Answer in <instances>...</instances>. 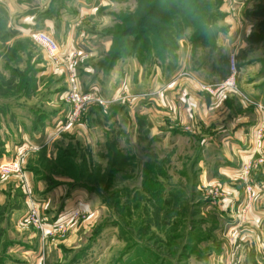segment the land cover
<instances>
[{"label": "rangeland", "instance_id": "374dc122", "mask_svg": "<svg viewBox=\"0 0 264 264\" xmlns=\"http://www.w3.org/2000/svg\"><path fill=\"white\" fill-rule=\"evenodd\" d=\"M194 4L200 9L192 17ZM203 23L214 31L200 33L194 24ZM32 31L50 33L66 57V43L62 46L60 40L71 37L78 49L74 63L53 62L32 40ZM195 31L201 35L196 40ZM259 40L264 41V0H0V165L19 161L18 171L0 169V264H264L262 152L240 167L233 152V162H222L220 146L205 145L194 131L178 124L171 131L163 129L169 125L163 112L154 137L146 116L140 130H132L134 112L126 98L115 102L124 113L120 121L114 111L103 128L84 131L75 124L91 104L72 121L67 100V73L74 66L84 90L114 93L121 84L118 95L139 93L143 99L153 89L164 91L165 83H176L180 74L192 75L186 68L179 70L182 43L191 44L193 52L199 47L206 52L225 42L231 58L235 49L243 55L245 43ZM256 49L257 58L264 55V45ZM198 60L192 57L193 65ZM236 67L238 71L237 58ZM229 68L225 79L231 64ZM112 70L114 76L103 77ZM237 71L235 87L220 89H242ZM60 90L66 114L48 139L51 149L44 143L26 146L30 141L23 135L29 127L20 130L19 124L30 126L34 119L43 123L50 116L40 110L32 114L26 107L37 103L50 108L46 102ZM90 109V119L98 120V105ZM263 130L264 124L258 137ZM220 164L235 167L234 177L220 175ZM51 177L86 191L83 197L89 193L93 202L89 208H99L76 238L71 223L59 220L65 195L56 194L54 201L36 186L41 180L47 189L55 187ZM41 198L50 199L43 211L53 232L44 231L47 225L42 228L40 218L11 222L15 209L22 208L29 217L37 206L34 199ZM90 213L84 210L78 217L85 220Z\"/></svg>", "mask_w": 264, "mask_h": 264}, {"label": "crops", "instance_id": "0c3cea01", "mask_svg": "<svg viewBox=\"0 0 264 264\" xmlns=\"http://www.w3.org/2000/svg\"><path fill=\"white\" fill-rule=\"evenodd\" d=\"M232 30V32H234L235 28H232ZM67 38L68 39L66 41L63 40V37L60 40V42L63 44L62 46H65L66 43V47H63V52L69 54L68 57L63 55L62 64L64 63L65 66L66 62H64V60L70 61L72 63V55L78 51V49L73 45L72 38ZM261 44L264 45L263 40H259V42L256 44L254 43V45L245 43L246 51H243V55H240L238 50H234L236 53L233 55L236 56L237 62L239 64L237 71L239 72L238 83L242 86V89L236 87L234 89L227 88L211 92L209 88H207L208 85H214L219 83V81L224 80L230 73L229 53H231V50L225 48V42L221 44L218 42V47H216L215 50L206 52H201L199 50L200 47L193 52L191 44L187 43L184 45L182 43L184 48L187 46V50L184 52L183 48L182 53L179 55V70L181 73V71L186 68L187 70L191 71L192 75L187 76L180 74L176 83L173 84L172 82L169 85H167L168 83H165L167 87L164 85L165 89L161 93L156 92L158 89H153L147 92V94L141 95L142 97L148 95L146 98L148 102L151 103L149 105L144 104V100L146 98H139V93L131 94L129 92L126 93V96L118 95L122 88L121 84L114 93L102 91L100 95L102 99L108 102L107 105L105 106L102 103H93L89 106L91 108L92 105H98L99 111L102 113L101 117L98 120L93 118L90 119V116L92 117V110L88 107L89 110L87 108V111L83 114L80 122L75 125L77 127L79 126V128L83 129L84 131H88L89 129L90 131L94 130L96 126L103 128L105 124L108 123L107 120H109V116L107 115L113 114L114 111L116 122L120 121L123 118L124 113L120 112V106H116L115 102L118 103L120 98L125 101L126 98L129 102H131L130 105L132 106L134 112L131 121L133 126L132 130H140V121L142 118H144V116H146V120L149 123L147 128H151L152 136L154 137L158 129L157 126H159V112H163L162 119L164 120L165 124H169L163 129L172 130L173 127L178 124L179 127L184 130H188L190 132L194 131L196 135H201L205 145L220 146V151H222L224 155V159H221L222 162H229L230 164V161L233 162L234 156H237V159H240L238 161V167H240L239 165H241L242 162L249 163L254 154H261V152L264 154V130L262 137H258L257 135V131L264 124V111L262 112V108L258 107L259 105L264 106V55H261L258 58L254 55L257 50L256 46ZM219 48H223L221 52ZM251 48L254 49L252 50ZM192 57L202 60H198L193 65ZM61 70L63 71L64 69ZM75 71L77 72L76 69ZM113 74L114 70H112L110 74L106 73L102 75L106 78L110 75L112 76ZM137 78L141 79L140 76ZM169 82L171 81L169 80ZM62 92L63 90L52 93V97L46 102L50 108L44 106L47 110L37 103L26 107L27 110L35 112L32 114H38L36 113L38 112L37 110H40L43 114H50V116H47L48 118L45 119V122L43 123H38L34 119L30 121V126L24 122L19 124V127H21L20 130H22V128L27 129V127H29L30 134L25 132L23 135L24 139L30 141L29 143L25 142L26 146H35L36 144V146L39 147L41 143H44L43 145L47 146V150L51 149V143L53 144V141L49 142L48 139L52 138L51 136L57 130L58 125L64 120V115L66 114L62 109V104L64 102L61 101L62 98H64V93ZM128 95H134V97L130 99L128 98ZM109 105L110 108L107 109ZM134 106L136 107L135 109ZM159 106L164 107L163 111L158 109ZM140 108L142 110H140ZM124 111L127 113V108H125ZM13 136L17 137V134L15 133ZM10 141L12 142V140ZM227 147H232V151H230V148L226 150ZM104 150L107 151L106 143L104 144ZM8 158L5 160H10ZM228 165L220 164V167L217 170L219 171L220 175L234 177L236 168ZM67 183L69 182H62L55 187H49L47 189V185L39 180L36 183V186L40 189V191H44V193L47 192L48 198L54 199V201V196L56 194H60L61 196L65 195L63 197V202L60 201L61 205H63V208H61L59 217H62V219L59 220H66L67 223H71L70 229L73 234L75 233V236H73L76 238V236L78 237V234H81L82 226H87L93 222L94 217H97L100 211L98 206L89 208L93 203L92 200H88L90 195L89 193H87L86 197L84 198L83 195L86 191H78L76 187L67 185ZM50 199H47V201ZM31 200L33 201V198ZM44 200L45 199L37 201L34 199V202H37V206L42 210L39 212V218L42 221V228L45 223L47 226H45L44 231L53 232L51 227L52 225H48L46 222L49 216L43 211L45 209L44 206H49L50 202ZM86 200L90 202H87ZM84 210L87 212L90 211L91 213L87 217H84L86 218L85 220H82L79 218V215L83 213ZM76 212L79 214L76 215ZM28 215V212L23 213L22 208H17L11 214V222L14 225L23 224V222H26V220L29 219ZM75 217L77 218L74 219ZM18 248L19 247H15V250ZM50 248L51 247L47 248L48 251L46 256L48 257L51 255ZM63 248L61 246L62 251Z\"/></svg>", "mask_w": 264, "mask_h": 264}, {"label": "built area", "instance_id": "2783aa9c", "mask_svg": "<svg viewBox=\"0 0 264 264\" xmlns=\"http://www.w3.org/2000/svg\"><path fill=\"white\" fill-rule=\"evenodd\" d=\"M32 40L40 45L48 54L49 58L55 62L57 65H62L63 61V53L62 48L59 42L48 32L46 31H32L30 34ZM236 56L231 55L230 64H231V74L225 79L223 82L216 85H208L207 88L211 92L215 90H219L223 87H235L234 75L236 74ZM75 61V56L72 55V63ZM69 92H68V102L72 106V112L70 114L71 120L78 119L84 110L92 103H102L103 105H107V101L102 99L99 91L95 88L84 90L81 87L79 78L77 76V72L73 68H69L67 73ZM258 107L264 108V106L259 105ZM0 169L2 171H18L19 170V161H10L5 162L0 165ZM38 210L35 207V210L32 211V214L29 216V219H33L35 222L39 221ZM79 213L76 212V215ZM42 222V221H41ZM42 227V223H41ZM62 228L63 226L60 225Z\"/></svg>", "mask_w": 264, "mask_h": 264}, {"label": "trees", "instance_id": "16d2710c", "mask_svg": "<svg viewBox=\"0 0 264 264\" xmlns=\"http://www.w3.org/2000/svg\"><path fill=\"white\" fill-rule=\"evenodd\" d=\"M200 9V7H199V5H195L194 4V6H193V9L191 10V12L192 13H190V14H192V15H190V16H196L198 13H197V9ZM197 13V14H196ZM195 14V15H194ZM199 14H201L205 19H207V14H206V11H201ZM208 25H206L205 23H203L202 25H195L194 24V27H196V29H201V31H200V33H202V31L204 32V33H208V34H211L212 33V31H214V29H213V27H207ZM193 36H194V40H196L197 38H198V36H201L198 32H194L193 33ZM195 42H198V41H195ZM195 44V46H197L198 45V43H194ZM200 44V43H199ZM161 46H163L162 45V43H161ZM164 50V49H163ZM163 50H161V52H163ZM118 53L119 52H117V55H118ZM114 56V58L116 59V57H115V55H113ZM61 154V153H60ZM59 156V155H58ZM51 179L54 181V186H56L57 184L59 185V184H61L62 182L61 181H59V180H57V179H54V178H52L51 177ZM79 184H82V185H84L85 187H87V188H89L90 190L92 189V187L89 185V183H87L86 181H81V182H79ZM71 186H73V185H71ZM74 187V186H73ZM92 190H94V189H92Z\"/></svg>", "mask_w": 264, "mask_h": 264}]
</instances>
